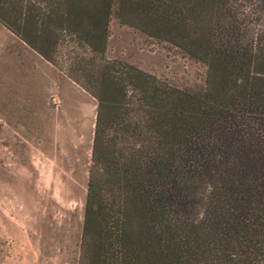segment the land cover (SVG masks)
Listing matches in <instances>:
<instances>
[{"label": "trees", "instance_id": "16d2710c", "mask_svg": "<svg viewBox=\"0 0 264 264\" xmlns=\"http://www.w3.org/2000/svg\"><path fill=\"white\" fill-rule=\"evenodd\" d=\"M113 9L202 85L106 58ZM0 25L95 103L76 264H264V0H0Z\"/></svg>", "mask_w": 264, "mask_h": 264}, {"label": "rangeland", "instance_id": "374dc122", "mask_svg": "<svg viewBox=\"0 0 264 264\" xmlns=\"http://www.w3.org/2000/svg\"><path fill=\"white\" fill-rule=\"evenodd\" d=\"M108 25L105 57L179 89L202 72L159 42ZM94 101L0 25V264H76Z\"/></svg>", "mask_w": 264, "mask_h": 264}]
</instances>
